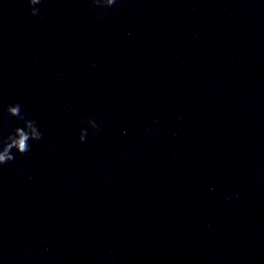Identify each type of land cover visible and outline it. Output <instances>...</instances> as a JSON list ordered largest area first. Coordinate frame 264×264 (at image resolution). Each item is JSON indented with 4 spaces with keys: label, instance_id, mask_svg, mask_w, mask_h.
I'll list each match as a JSON object with an SVG mask.
<instances>
[{
    "label": "clouds",
    "instance_id": "9594fccd",
    "mask_svg": "<svg viewBox=\"0 0 264 264\" xmlns=\"http://www.w3.org/2000/svg\"><path fill=\"white\" fill-rule=\"evenodd\" d=\"M29 5H37L41 0H27ZM117 0H91L95 7L110 8L116 4ZM31 14L36 15L38 9L32 7ZM9 116L17 117L23 121V127H17L6 139H0V165L6 164L15 159L13 149L21 155L30 150L29 140L39 141L43 133L39 130L35 121L25 118L21 111L20 104L9 105L6 109ZM88 125L93 129H99L100 125L95 120L89 119ZM87 135V129H81L79 139L83 142Z\"/></svg>",
    "mask_w": 264,
    "mask_h": 264
}]
</instances>
